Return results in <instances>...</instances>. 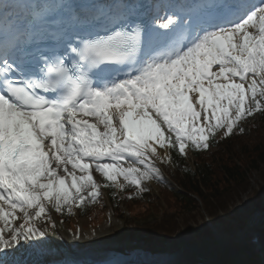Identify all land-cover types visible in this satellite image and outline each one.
<instances>
[{"label":"snow or ice","instance_id":"obj_1","mask_svg":"<svg viewBox=\"0 0 264 264\" xmlns=\"http://www.w3.org/2000/svg\"><path fill=\"white\" fill-rule=\"evenodd\" d=\"M257 113L264 0H0V254Z\"/></svg>","mask_w":264,"mask_h":264},{"label":"trees","instance_id":"obj_2","mask_svg":"<svg viewBox=\"0 0 264 264\" xmlns=\"http://www.w3.org/2000/svg\"><path fill=\"white\" fill-rule=\"evenodd\" d=\"M248 126L250 127H243L242 134L234 133L226 139L211 142L210 150H192L193 168L188 166L184 158L173 153V160L181 165V170L174 178L181 192L161 186L159 199L164 206H159L155 200L157 198L148 193L142 195L145 204L137 201L132 196L134 192L131 187L122 191L121 200L112 187L108 188L119 218L123 215L118 209L122 203L134 210L131 215L136 224L133 236L137 234L144 244L149 245L156 241L169 243L178 231L177 219L197 210L199 204L212 222L220 220L222 212L231 217L230 204L250 188V176L254 172L257 173L264 192V113H260L257 122L250 121ZM151 208H154L155 213H150ZM63 214L59 216L65 220ZM95 219L97 220L96 216L93 217ZM201 233L208 235L209 231L203 229Z\"/></svg>","mask_w":264,"mask_h":264},{"label":"bare ground","instance_id":"obj_3","mask_svg":"<svg viewBox=\"0 0 264 264\" xmlns=\"http://www.w3.org/2000/svg\"><path fill=\"white\" fill-rule=\"evenodd\" d=\"M263 231L262 213L255 214L247 227L235 235L222 234L215 228L212 239L207 243H189L186 240L165 248L134 244L128 233L114 227L101 228L94 235L92 231H85L79 240L58 231L49 241L44 239L21 244L17 249L0 254V259L4 264H259L250 251L255 243L262 244L264 251ZM186 238L190 240L191 237L187 235ZM39 248L49 251L43 259ZM24 253L28 258H24Z\"/></svg>","mask_w":264,"mask_h":264},{"label":"rangeland","instance_id":"obj_4","mask_svg":"<svg viewBox=\"0 0 264 264\" xmlns=\"http://www.w3.org/2000/svg\"><path fill=\"white\" fill-rule=\"evenodd\" d=\"M248 119V118H247ZM250 120L257 121L259 118L257 117V114H255L253 117L249 118ZM250 127V126H248ZM187 162L191 164L192 156L187 150V156L185 157ZM157 166L160 168L162 181L159 183H165L166 185L172 186L173 185L168 181V179L164 176L161 167L169 166L171 168V163H165V164H159L157 162ZM180 165L176 164L174 166V172L175 170H179ZM171 172V175L173 176V173ZM94 177L96 179H99V181H102V179L99 177L98 174L94 173ZM155 183H158L156 181H149L146 182L145 187L149 190L150 195L156 196L159 192L158 187L155 185ZM250 188L247 189V191L241 196V198H238L233 204H230V210H231V217L227 216V213L222 212L220 214V220L212 222L210 221L205 213L202 211L200 204L198 205V209L194 210L188 214H184L177 219L178 223V231H176L175 235L173 236V240L169 244H161V242L156 241L155 246L158 248H165L167 246H171L176 242H184L188 241L189 243H207L212 239L213 230L216 228L220 233L226 234V235H235L239 233L240 231L244 230L247 225L251 222L253 216L257 213L264 214V192H262L263 188L262 185H260L258 181V175L256 172H254L250 176ZM115 187V186H114ZM118 191L119 188L115 187ZM156 203L159 204V206H164L163 201L159 200V198L155 199ZM104 201V199L101 197L98 198L95 202L86 201L83 207H88L87 213L84 216H80V209L73 206L71 208V212L69 213L68 210V217L71 219L69 223H64L57 221L53 218L51 215L50 207H49V214L52 218V220L55 222L56 230L49 231V234L46 238L47 241L51 240V237L53 235H56L57 232H63L67 236L72 237V233L79 230L81 234L86 232H97L101 228H118L126 233H128L129 238L134 244H139L138 241H140V237L136 234L133 236V230L136 224H134L133 220L130 221V226L126 227L122 221L116 220L112 218L111 212L109 209L106 211L107 216L102 219V221L99 223L98 226H95L92 228L90 226V220H88V216H90L88 213L90 211H93L99 204H101ZM155 205V203H154ZM256 206L257 208H254ZM127 209V208H126ZM158 209V208H157ZM257 209V210H256ZM132 211L131 215H133L134 210L130 209ZM125 212V210H124ZM150 213H155L154 208L150 209ZM139 218V217H138ZM134 219V218H133ZM93 220V218H92ZM121 224V225H120ZM44 225H41L43 227ZM204 229V231L207 229L209 231V235L205 236L201 233V231ZM187 235H190V240H188L186 237ZM262 236L264 237V231L262 233ZM133 239V240H132ZM24 244V243H22ZM62 244V243H61ZM38 251L41 253V259L45 258L49 251H45L44 249L39 248ZM24 258L28 255L27 253H24Z\"/></svg>","mask_w":264,"mask_h":264}]
</instances>
